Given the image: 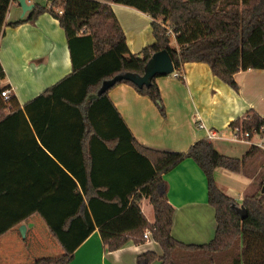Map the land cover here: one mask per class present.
Returning <instances> with one entry per match:
<instances>
[{
    "label": "trees",
    "instance_id": "obj_1",
    "mask_svg": "<svg viewBox=\"0 0 264 264\" xmlns=\"http://www.w3.org/2000/svg\"><path fill=\"white\" fill-rule=\"evenodd\" d=\"M12 0H0V37ZM133 8L152 19L153 44L131 54L124 33L108 3L97 0H51L50 7L35 5L26 18L10 23L34 22L49 13L64 31L71 73L40 93L21 109L15 97H0V236L37 214L43 219L66 259L106 222L125 215L131 227L103 239L109 250L150 231L162 255L148 252L136 264H175L173 253L225 251L239 244L237 264H264V179L258 194H246L240 204L247 217L240 220L238 204L216 186L214 171L224 169L246 174L247 163L260 154L251 147L241 158L218 153L206 139L197 141L185 153L151 150L138 145L108 97L118 84L130 86L148 98L165 117L156 78L138 87L120 80L102 90L105 82L119 75L141 77L155 53L166 52L175 70L186 63L206 64L213 76L234 91V76L247 70H264V0H104ZM58 10L62 13L58 14ZM169 27L177 48L170 46ZM1 77L3 78L0 66ZM0 87V92L4 90ZM259 128L264 118L249 113L231 128ZM25 131L29 147L19 153L2 150V134ZM61 136L70 150L64 156L46 142L45 134ZM48 148L51 156L43 151ZM43 159L47 164L43 165ZM192 160L207 184L208 204L214 210L215 233L204 245H185L171 236L173 208L168 204L163 174L183 160ZM146 198L152 206L154 222L142 218L139 202ZM133 217V220H132ZM139 225H132L134 220ZM33 264H48L34 262Z\"/></svg>",
    "mask_w": 264,
    "mask_h": 264
},
{
    "label": "crops",
    "instance_id": "obj_2",
    "mask_svg": "<svg viewBox=\"0 0 264 264\" xmlns=\"http://www.w3.org/2000/svg\"><path fill=\"white\" fill-rule=\"evenodd\" d=\"M97 1L110 5L131 54H138L153 44L151 17L127 6ZM26 3L33 7H50V4L41 0H26ZM11 12L13 15L10 19ZM30 12L23 16L17 0H12L5 16L0 37V66L3 72L0 86L10 88L11 95L15 97L14 108L6 104L5 115H8L9 110H23L27 102L71 73L64 31L49 13L41 14L34 22L17 27L8 26L26 18ZM172 40L170 46L177 48L175 40ZM181 73L179 80L171 76L157 77L155 80L165 117L159 114L148 98L138 95L126 84L114 86L108 92V97L141 147L185 153L194 143L206 138L205 130L197 127L202 124L205 129L216 131L221 136V140L211 142L218 153L241 159L251 145L230 140L231 124L236 120L242 121L250 112L264 118V70H247L235 74L237 92L213 76L206 64L186 63ZM44 136L48 145L61 156L68 150L72 153L68 143L65 146L61 140V136L66 135L56 132ZM2 138V150L9 155L23 152L29 147L30 137L25 131H6ZM43 151L52 157L45 146ZM46 164L47 160L43 159V165ZM246 165V174L224 169L214 171L217 188L238 205L246 194L259 193V183L264 179V152L260 151ZM162 178L166 184L168 204L174 210L171 236L185 245L209 243L215 233V219L214 210L208 204L207 184L202 171L192 160L185 159L163 174ZM146 201L143 198L138 207L143 220L152 224L153 209L152 213L146 214L143 206ZM127 213L129 209L96 228L64 264H136L137 257L148 252L160 257L162 250L153 239L139 242L130 239L116 250H109L103 243L104 238L131 227L124 219ZM35 217L39 218L38 223L42 228L38 235L34 232L37 221L32 219ZM139 223L135 219L132 225ZM20 225L25 226L24 238L18 231ZM20 225L0 236V264H33L37 261L52 264L63 258L62 248L40 216L35 214ZM43 226L50 235L43 232ZM189 254L191 256L194 253ZM189 254H184L183 259ZM216 262L214 264H237L235 258Z\"/></svg>",
    "mask_w": 264,
    "mask_h": 264
},
{
    "label": "water",
    "instance_id": "obj_3",
    "mask_svg": "<svg viewBox=\"0 0 264 264\" xmlns=\"http://www.w3.org/2000/svg\"><path fill=\"white\" fill-rule=\"evenodd\" d=\"M17 2L21 7L23 16L25 13L29 12L33 8L32 5H27L26 0H17ZM172 72H173V65L168 54L166 52L155 53L148 61L143 76L138 77L130 74L116 76L113 79L105 82L102 86V90L112 87L116 82L120 80L131 81L133 84H135L138 87L148 86L153 78L169 76ZM261 193H264V186L261 189ZM235 211L239 215L241 221L247 217V212L243 208V206L241 205L236 206ZM18 231L21 237L24 238L25 226L20 225L18 227Z\"/></svg>",
    "mask_w": 264,
    "mask_h": 264
},
{
    "label": "built area",
    "instance_id": "obj_4",
    "mask_svg": "<svg viewBox=\"0 0 264 264\" xmlns=\"http://www.w3.org/2000/svg\"><path fill=\"white\" fill-rule=\"evenodd\" d=\"M58 14L62 12L60 10L57 11ZM168 36L174 39V34L171 32L169 27H166ZM173 79H181L182 73L181 69L175 70L173 68V72L170 74ZM1 73H0V83L2 81ZM1 88H4L0 86ZM11 89L5 87L4 90L0 92V97L3 99L4 102L9 101L10 97H12ZM199 129H204L206 132V140L209 142L221 140V136L213 130L205 129L202 124L197 126ZM231 141L238 142V143H247L250 144L251 147H255L260 151L264 152V125L260 126L259 128H251L250 130L244 129L241 125L231 129ZM142 241L152 240V235L150 231L145 230L141 237Z\"/></svg>",
    "mask_w": 264,
    "mask_h": 264
},
{
    "label": "rangeland",
    "instance_id": "obj_5",
    "mask_svg": "<svg viewBox=\"0 0 264 264\" xmlns=\"http://www.w3.org/2000/svg\"><path fill=\"white\" fill-rule=\"evenodd\" d=\"M41 2H43L45 4L46 3L50 4L51 0H46V1L41 0ZM12 15H13V13L11 12L10 19H11ZM170 39H171V43H173V40H172L171 36H170ZM145 203L146 204L143 203V206L145 207L146 214L147 213L148 214L152 213V206L150 205L148 200ZM238 206H240V205H238ZM32 220L34 222L37 221L36 230L34 229L35 230L34 232H36V235H38L42 231V228H41L40 224L38 223L40 220H39L38 217H35ZM43 232L49 234L48 230L44 226H43ZM29 237L31 238V236H29ZM135 239L137 241H140L141 240V236L137 237ZM238 253H239V244L237 242H235V243L233 242L232 246L229 247L225 251H220V252H217V253L194 252V254L190 256V254L187 253V252L176 250L173 253V257H174V263L175 264H214V263H217L216 261H218V260H223V262H225L226 260L233 259L236 255H238ZM184 254H189V255H187L186 258L183 259L185 257ZM157 257H159V256H157ZM158 262H159V259H155L153 261V263H158Z\"/></svg>",
    "mask_w": 264,
    "mask_h": 264
}]
</instances>
